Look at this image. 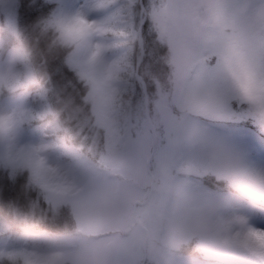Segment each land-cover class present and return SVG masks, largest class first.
Wrapping results in <instances>:
<instances>
[{
	"label": "snow or ice",
	"instance_id": "obj_1",
	"mask_svg": "<svg viewBox=\"0 0 264 264\" xmlns=\"http://www.w3.org/2000/svg\"><path fill=\"white\" fill-rule=\"evenodd\" d=\"M0 214V264H264V0H0Z\"/></svg>",
	"mask_w": 264,
	"mask_h": 264
},
{
	"label": "clouds",
	"instance_id": "obj_2",
	"mask_svg": "<svg viewBox=\"0 0 264 264\" xmlns=\"http://www.w3.org/2000/svg\"><path fill=\"white\" fill-rule=\"evenodd\" d=\"M6 214H0V217L5 216ZM10 226L12 227L13 230L18 231L21 236L27 237L29 236L30 233V228L29 226L24 225L22 222L19 221H8Z\"/></svg>",
	"mask_w": 264,
	"mask_h": 264
}]
</instances>
